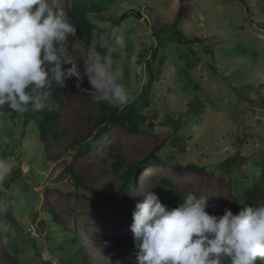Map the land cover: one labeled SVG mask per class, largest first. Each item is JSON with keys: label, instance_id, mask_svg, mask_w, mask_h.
<instances>
[{"label": "rangeland", "instance_id": "374dc122", "mask_svg": "<svg viewBox=\"0 0 264 264\" xmlns=\"http://www.w3.org/2000/svg\"><path fill=\"white\" fill-rule=\"evenodd\" d=\"M242 1L61 0L65 11L76 2L97 9L89 19L112 27L96 46L101 55L114 46L113 29L123 37L114 67L122 69L131 100L112 107L145 119L134 133L122 122L105 131L94 126L107 112L104 102L82 95L84 84L90 90V47L69 37L82 78L79 88L69 79V92L59 95L55 133L42 140L33 119L11 120L8 112L0 118V136L9 139L0 159L11 165L0 183V264H134L132 212L150 191L163 205L169 191L182 201L190 192L203 196L217 216L247 193L252 206L264 205V0ZM176 32L197 41L180 45ZM79 148L85 154L76 158ZM152 154L163 163L139 168L126 212L90 198L89 189L115 194L121 175ZM116 157L123 161L117 172Z\"/></svg>", "mask_w": 264, "mask_h": 264}, {"label": "clouds", "instance_id": "9594fccd", "mask_svg": "<svg viewBox=\"0 0 264 264\" xmlns=\"http://www.w3.org/2000/svg\"><path fill=\"white\" fill-rule=\"evenodd\" d=\"M61 0H0V118L5 106L19 114L31 108L40 112L48 107L47 90L60 89L76 79L80 87L78 59L68 51L69 37L77 29ZM114 46L106 54L96 51L93 33L85 69L92 99L123 108L131 100L122 69L113 53L124 47L122 36L113 29ZM68 66V67H65ZM9 143L0 136V146ZM11 165L0 159V183ZM238 214L225 209L221 216L210 215L208 198L188 193L179 206L168 209L153 192H147L132 212L134 264H257L264 261V205L244 201ZM6 207L0 204V213ZM7 241H5L6 243ZM112 264L110 258H106ZM116 264H121L116 261Z\"/></svg>", "mask_w": 264, "mask_h": 264}, {"label": "trees", "instance_id": "16d2710c", "mask_svg": "<svg viewBox=\"0 0 264 264\" xmlns=\"http://www.w3.org/2000/svg\"><path fill=\"white\" fill-rule=\"evenodd\" d=\"M229 1H235L238 3H243L242 0H229ZM98 12L97 9L93 7H88L84 4H76L72 6L71 9L67 10L66 12L68 13L70 20L72 23L75 24L76 29H77V35L76 37L83 43L84 46L90 47L91 42L94 38L93 33H96V36L98 38L99 35L104 34L107 39L110 37V32L112 30V27L108 28H99L96 26L88 17L89 14ZM176 41L178 44H187L188 42L194 43L197 41V39H191L188 41L187 39L185 40L180 32H176ZM99 40L97 39V44L98 45ZM162 46L161 43L156 44V46L151 50V60L154 61L157 58V52L158 49ZM160 62V59H159ZM68 67V66H65ZM148 76H149V81H148V86H151L154 76L153 72L150 66V63H147L145 66ZM66 87L63 89H58L56 91H53L51 88L47 90L49 100H47L48 107L40 112H34L29 109L28 112L24 114H19L16 113L15 111H12L11 109L5 108L3 109L4 112H8L10 114L11 120L17 119L19 116H23L28 119H33L35 124L38 126V129L40 131V135L42 140H45L47 135L49 134H54L55 133V124L58 122V109H59V95L60 93L63 92H69L70 90V83L69 80L65 82ZM83 89H87L86 84L83 85ZM87 94L86 91H82V95L85 96ZM103 110L107 112L105 117H101L95 122L96 127L104 126L103 130L105 131L106 124L109 123H114L118 124L120 122L121 125H123L126 130L129 133H134L136 131H139V128L143 125L144 123V117L140 115L139 113L135 111H127V110H121L118 111L117 108L112 107V105H108L104 103ZM90 134V133H89ZM88 134V135H89ZM85 154V151L81 148H79L78 152L76 153V158L81 157ZM163 162L155 156V154L150 155L149 157L142 159L140 162L135 164L134 166L130 167L128 170H126L125 173L121 175V183L122 185L120 188L116 191L115 194L111 195H106L102 193H97L95 191H92L89 189L90 192V198L96 202H99L101 204L107 205V206H113L115 210L121 211V212H126L127 209L132 205V200H131V187L136 182L137 180V173L140 167L146 166H154V165H160ZM123 161L119 158L116 157V161L113 164V168L117 172L119 166H122ZM187 169L194 171V172H199L202 171L201 168L194 167V166H187ZM73 180L77 184H81L80 178L77 175H73ZM258 195H261L257 193ZM253 199L254 195H251L250 193H247L245 195V203L248 205L252 206L253 204ZM164 200V205L170 210L173 209L182 202V200L179 198L178 194L174 191H169L167 193V197L163 198ZM242 205L237 204L236 202L232 204L230 211L233 212V214H238L240 211ZM55 220L57 221L58 217L54 216ZM13 224H16L14 221L11 220Z\"/></svg>", "mask_w": 264, "mask_h": 264}, {"label": "water", "instance_id": "95a60500", "mask_svg": "<svg viewBox=\"0 0 264 264\" xmlns=\"http://www.w3.org/2000/svg\"><path fill=\"white\" fill-rule=\"evenodd\" d=\"M136 17H140V15H139V14H137V15H136ZM69 169H70V167H69ZM70 170H71V169H70Z\"/></svg>", "mask_w": 264, "mask_h": 264}]
</instances>
